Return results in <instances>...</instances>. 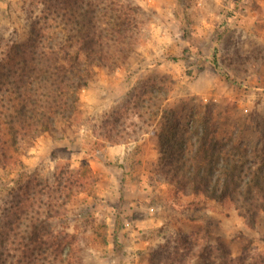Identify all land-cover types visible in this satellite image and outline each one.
Segmentation results:
<instances>
[{
  "label": "rangeland",
  "instance_id": "374dc122",
  "mask_svg": "<svg viewBox=\"0 0 264 264\" xmlns=\"http://www.w3.org/2000/svg\"><path fill=\"white\" fill-rule=\"evenodd\" d=\"M118 1L136 12V48L119 68L96 69L70 121L25 139L4 171L0 159V227L21 187L37 183L52 197L69 196L50 222V241L71 264H212L218 243L256 264L264 211L249 226L229 203L175 197L154 170L150 128L130 106L118 123L109 117L155 84L165 98L150 108L157 119L164 109L181 123L206 111L219 138L264 145V0ZM41 4L53 0H0V59Z\"/></svg>",
  "mask_w": 264,
  "mask_h": 264
},
{
  "label": "trees",
  "instance_id": "16d2710c",
  "mask_svg": "<svg viewBox=\"0 0 264 264\" xmlns=\"http://www.w3.org/2000/svg\"><path fill=\"white\" fill-rule=\"evenodd\" d=\"M41 5L28 33L23 39L5 42L0 59L3 171L25 139L52 133L57 123L75 116L79 94L93 80L96 69L119 68L137 44L136 12L118 0H53V4ZM161 92L160 85L141 87L109 117L111 125L130 106L150 128L158 152L154 170L175 197L229 203L253 226L264 211V145L250 149L219 138L206 111L192 113L181 123L173 111L164 109L157 119V111L150 108L165 100ZM105 138L118 143L111 133ZM32 186L21 187L22 193L3 214L0 264H71L50 241V222L58 218V208L69 196L52 197L43 185ZM213 252L212 264H246V258H232L221 243ZM260 258H253L256 264H264Z\"/></svg>",
  "mask_w": 264,
  "mask_h": 264
},
{
  "label": "crops",
  "instance_id": "0c3cea01",
  "mask_svg": "<svg viewBox=\"0 0 264 264\" xmlns=\"http://www.w3.org/2000/svg\"><path fill=\"white\" fill-rule=\"evenodd\" d=\"M121 146H124V145H114V147H111V151L115 149H117V151H122ZM122 153H124V151Z\"/></svg>",
  "mask_w": 264,
  "mask_h": 264
},
{
  "label": "built area",
  "instance_id": "2783aa9c",
  "mask_svg": "<svg viewBox=\"0 0 264 264\" xmlns=\"http://www.w3.org/2000/svg\"><path fill=\"white\" fill-rule=\"evenodd\" d=\"M129 224L128 223H126V226H128Z\"/></svg>",
  "mask_w": 264,
  "mask_h": 264
}]
</instances>
